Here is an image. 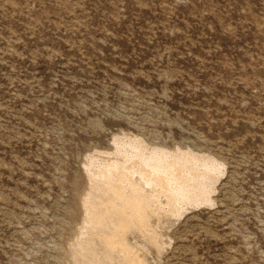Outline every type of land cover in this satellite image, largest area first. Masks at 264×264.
Instances as JSON below:
<instances>
[{"label": "rangeland", "instance_id": "rangeland-1", "mask_svg": "<svg viewBox=\"0 0 264 264\" xmlns=\"http://www.w3.org/2000/svg\"><path fill=\"white\" fill-rule=\"evenodd\" d=\"M127 244L264 264V0H0V264Z\"/></svg>", "mask_w": 264, "mask_h": 264}, {"label": "bare ground", "instance_id": "bare-ground-1", "mask_svg": "<svg viewBox=\"0 0 264 264\" xmlns=\"http://www.w3.org/2000/svg\"><path fill=\"white\" fill-rule=\"evenodd\" d=\"M122 141H125V140H122ZM123 146V145H122ZM125 147V146H124ZM123 147V148H124ZM158 153V152H157ZM160 154V153H159ZM161 155V154H160ZM156 156H157V154H156ZM169 157H170V155H169ZM158 158V157H157ZM156 158V159H157ZM176 158V157H175ZM159 159V158H158ZM157 159V160H158ZM96 161V160H95ZM94 161V162H95ZM157 162V161H156ZM159 162V161H158ZM157 162V163H158ZM113 164V163H112ZM96 165H98V161H97V164ZM106 165V164H105ZM108 165V164H107ZM113 166H115V165H113ZM108 167V166H107ZM112 168V167H111ZM116 168V167H115ZM112 169H114V168H112ZM105 170H106V168H105ZM108 170V169H107ZM109 170H111V169H109ZM104 171V170H103ZM113 171V170H112ZM100 172V171H99ZM98 172V173H99ZM103 173V172H102ZM112 173V172H111ZM100 174V173H99ZM104 177V176H103ZM132 186V185H131ZM136 186V185H135ZM130 187V186H129ZM129 189V188H128ZM131 189V188H130ZM128 193H130V192H128ZM174 195V194H173ZM175 196H176V194H175ZM176 198V197H175ZM174 198V199H175ZM177 199H178V195H177ZM118 213H120V211L118 212ZM108 215V214H107ZM104 216H106V215H104ZM103 216V217H104ZM104 220H106V218H104ZM115 221H116V223H117V229H118V232H119V235L123 238V237H125L126 235H127V230L130 228V225L127 223V221L125 222V219L124 218H117V219H115ZM112 225V224H111ZM111 227V226H110ZM132 227V226H131ZM114 229V228H113ZM112 232V231H111ZM118 232H116V233H118ZM113 233H114V231H113ZM111 237V238H110ZM106 239H113V236L110 234V235H108V236H106ZM137 246V245H136ZM143 248V247H142ZM126 251H130L131 252V255L129 256L128 254L126 255V257H125V259L128 261V262H130V263H134V260L136 259L137 260V263L138 264H145L146 263V260L144 259V258H141V256H140V252H141V249H139V248H137V247H135V246H131V245H128L127 244V246H126ZM142 255V254H141ZM132 257V258H131ZM124 258V257H123ZM131 258V259H130ZM124 260V259H123Z\"/></svg>", "mask_w": 264, "mask_h": 264}]
</instances>
